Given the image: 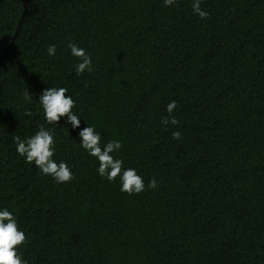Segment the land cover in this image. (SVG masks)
Here are the masks:
<instances>
[{"label": "trees", "instance_id": "trees-1", "mask_svg": "<svg viewBox=\"0 0 264 264\" xmlns=\"http://www.w3.org/2000/svg\"><path fill=\"white\" fill-rule=\"evenodd\" d=\"M193 2L0 0V210L28 237L27 264H264V0H201L206 19ZM70 42L93 71L76 75ZM48 87L68 89L80 128L46 122ZM88 125L122 142L113 155L144 192L98 174ZM41 126L68 183L16 151Z\"/></svg>", "mask_w": 264, "mask_h": 264}, {"label": "clouds", "instance_id": "clouds-1", "mask_svg": "<svg viewBox=\"0 0 264 264\" xmlns=\"http://www.w3.org/2000/svg\"><path fill=\"white\" fill-rule=\"evenodd\" d=\"M176 0H164L166 7L172 6ZM201 0H194L193 11L201 19H206L207 11L201 9ZM71 54L79 58L80 63L76 66V75H81L85 71H93L91 55L82 47L75 43L68 44ZM56 46L50 45L47 49L48 55H55ZM68 89L65 87H48L43 90L39 97L40 104L43 109L44 118L50 125H58L62 117H66V123L70 124L73 129L80 128L81 121L73 112L76 107V101L67 95ZM28 92H25V98ZM177 108V102L171 101L167 105L169 116ZM29 116L31 112L27 113ZM164 125L169 123L175 125L178 121L175 117L169 120L168 116L162 120ZM52 129H46L41 126L35 134L22 139L20 136L14 137L17 153L24 157L28 163L40 169L44 175L51 176L57 183H68L74 179L73 173L69 165L61 160L57 162L54 159L56 155V140ZM81 147L92 157H95L99 166L97 169L101 177L106 178L110 182H115L119 178L121 187L120 191L129 195L140 194L146 190L145 181L138 174L135 168L123 167V160L116 158L113 153L118 152L122 148V142L117 140H109L106 144H102V135L96 130L95 125H88L79 131ZM173 139H181L180 131L172 132ZM158 183L155 179L148 182L147 188L155 189ZM28 237L25 232L20 230L17 217L7 208L0 210V264H27L22 258L19 248L26 244Z\"/></svg>", "mask_w": 264, "mask_h": 264}, {"label": "water", "instance_id": "water-1", "mask_svg": "<svg viewBox=\"0 0 264 264\" xmlns=\"http://www.w3.org/2000/svg\"><path fill=\"white\" fill-rule=\"evenodd\" d=\"M23 2H24V0H23ZM24 7H25V10H24L23 14L21 15L20 20H19V22H18V24H17L16 34H15L14 37H16L17 33L19 32V29H20V26H21V24H22V21H23L24 15H25V13H26V5H25V3H24ZM10 47H11V45H9V46L6 48V50L4 51V53L0 56V61H1V60L4 58V56H6V54L9 52Z\"/></svg>", "mask_w": 264, "mask_h": 264}]
</instances>
